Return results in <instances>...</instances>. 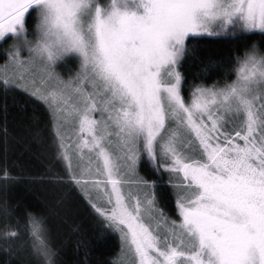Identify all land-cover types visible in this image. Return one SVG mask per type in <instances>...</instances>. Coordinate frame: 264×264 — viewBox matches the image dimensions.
Returning a JSON list of instances; mask_svg holds the SVG:
<instances>
[{
	"label": "snow or ice",
	"instance_id": "obj_1",
	"mask_svg": "<svg viewBox=\"0 0 264 264\" xmlns=\"http://www.w3.org/2000/svg\"><path fill=\"white\" fill-rule=\"evenodd\" d=\"M205 35L244 42L213 55ZM0 61L5 95L46 108L53 153L38 206L0 167L4 264H66L63 225L84 264H264V0H0ZM104 232L119 249L90 259Z\"/></svg>",
	"mask_w": 264,
	"mask_h": 264
},
{
	"label": "trees",
	"instance_id": "obj_2",
	"mask_svg": "<svg viewBox=\"0 0 264 264\" xmlns=\"http://www.w3.org/2000/svg\"><path fill=\"white\" fill-rule=\"evenodd\" d=\"M252 39H258L252 37ZM243 39L213 37L205 35L196 41L205 53L227 55L230 48L243 44ZM2 63V61H0ZM213 78H216L213 76ZM8 104V143L5 150L3 133L0 132V167L7 166L13 176L19 177L11 190L14 200L21 206H38L47 197L51 186L45 181L33 178L47 177L49 168L53 167L52 149L48 142L49 135L47 111L44 105L18 90L5 95L0 88V128L3 127V106ZM57 169L62 165H55ZM141 173L145 167H141ZM65 210L79 225L85 235H91L95 229V217L87 202L75 189L65 192ZM53 225L57 222L52 221ZM55 231V228H54ZM59 239L63 241L66 264H84L85 257L77 248V236L68 225H63ZM119 235L115 232H104L99 236L95 251L90 259L96 258L111 261L119 249ZM8 257L0 251V264Z\"/></svg>",
	"mask_w": 264,
	"mask_h": 264
},
{
	"label": "rangeland",
	"instance_id": "obj_3",
	"mask_svg": "<svg viewBox=\"0 0 264 264\" xmlns=\"http://www.w3.org/2000/svg\"><path fill=\"white\" fill-rule=\"evenodd\" d=\"M77 66L78 65L76 63H73V61L68 60L66 63L61 65V67L58 69V71H61L64 74H69V73L74 72L76 70ZM0 72H2V69H0ZM47 138H48V142L50 144V134L47 136Z\"/></svg>",
	"mask_w": 264,
	"mask_h": 264
}]
</instances>
